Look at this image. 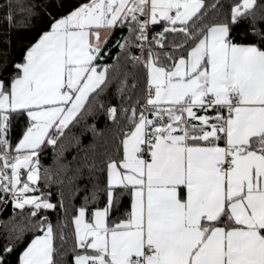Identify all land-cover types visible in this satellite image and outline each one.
Segmentation results:
<instances>
[{"label":"snow or ice","instance_id":"obj_1","mask_svg":"<svg viewBox=\"0 0 264 264\" xmlns=\"http://www.w3.org/2000/svg\"><path fill=\"white\" fill-rule=\"evenodd\" d=\"M0 264H264V0H0Z\"/></svg>","mask_w":264,"mask_h":264},{"label":"trees","instance_id":"obj_2","mask_svg":"<svg viewBox=\"0 0 264 264\" xmlns=\"http://www.w3.org/2000/svg\"><path fill=\"white\" fill-rule=\"evenodd\" d=\"M49 159H50V156H49ZM49 160H45V163H48ZM51 216H53V218L55 217V214L54 213H50Z\"/></svg>","mask_w":264,"mask_h":264}]
</instances>
